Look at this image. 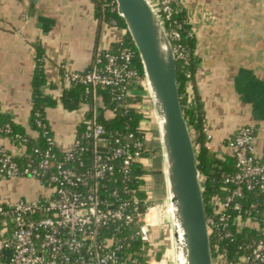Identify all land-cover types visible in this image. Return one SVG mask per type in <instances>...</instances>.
I'll use <instances>...</instances> for the list:
<instances>
[{
	"label": "trees",
	"instance_id": "trees-1",
	"mask_svg": "<svg viewBox=\"0 0 264 264\" xmlns=\"http://www.w3.org/2000/svg\"><path fill=\"white\" fill-rule=\"evenodd\" d=\"M94 17L100 31L101 27H112L123 31L122 36L111 43L107 49L96 48L91 64L83 73H103L106 56L116 58L119 68L123 69L124 80L116 85L69 83L57 99L42 92L46 86L41 68L33 71L31 84V110L29 113V128L35 133L28 136L26 130L9 116L0 114V137L14 142L23 149L19 156H13L8 151L10 161L14 162L21 178L25 169L38 168L45 154L49 157L48 168L38 170L44 187L49 190L54 184L49 182L56 175V165L61 169L70 170L85 182V185L64 184L68 192L87 194L93 192L100 200L101 207L116 208L123 204L132 219L128 223H114L98 229V241H110V248L118 254L117 264H147L156 255L148 242L142 241L136 234L137 217L159 200L160 189L157 187L163 177L160 162V145L154 133L146 137L142 122H152L150 103L143 86V71L140 60L125 32L122 20L115 12L113 0H90ZM171 14L162 23L165 32H176L178 40L172 41L174 48H179L180 57L175 54L176 82L183 117L187 123L195 151L196 167L201 179V189L206 211V219L212 220L209 225V242L213 264H264L251 260L240 262V258L249 257L253 245L262 239L264 229V198L257 190L246 191L241 186L240 197H234L229 207L228 220L221 223L215 214V201H223L228 192L223 191V176L235 173L233 158L224 155L216 158L206 148V132L204 112L196 89V73L198 58L194 50L196 39L188 23L184 9L178 0L171 2ZM121 53H128L127 62L120 59ZM63 79V75L61 74ZM49 89H52L50 86ZM59 102L66 112H74L79 107H85L84 120L77 126L74 145L61 150L54 142L52 131L46 119V109L54 108ZM104 111L105 114H101ZM108 114V115H107ZM95 125L101 127L104 136L100 142L92 137L91 130ZM50 140L51 142H49ZM119 151L116 156L114 153ZM126 153H138L137 159L127 166L123 165ZM105 163L111 167L102 179L93 177L96 165ZM5 175L0 174V181ZM29 179V178H28ZM10 180V179H9ZM154 187L146 188L147 182ZM148 189V190H147ZM235 186H227L232 192ZM91 190V191H90ZM50 197H55L50 193ZM25 201V200H22ZM236 203L240 211H233ZM46 205V198L36 200V209ZM6 212L0 215V229L5 236H10L15 230L12 223V206L0 202ZM44 216L42 210L24 216L25 221H36ZM235 218L241 221L249 220L250 224L237 229ZM228 234V235H226Z\"/></svg>",
	"mask_w": 264,
	"mask_h": 264
},
{
	"label": "crops",
	"instance_id": "crops-1",
	"mask_svg": "<svg viewBox=\"0 0 264 264\" xmlns=\"http://www.w3.org/2000/svg\"><path fill=\"white\" fill-rule=\"evenodd\" d=\"M178 1L196 39V89L210 152L216 158L223 157L226 139L239 128L264 126V0ZM123 33L112 27L99 31L90 0H0V114L9 116L34 137L28 123L33 71L42 69L46 83L42 92L58 101L67 87L61 67L85 71L96 48L107 49ZM85 113V107L66 112L59 102L46 109L59 149L73 145ZM141 127L147 138L152 132L158 139L155 125L154 130L149 122H142ZM261 141L258 138L255 142L259 151ZM0 146L16 157L23 153L13 141L1 137ZM160 167L162 171V158ZM157 187L159 199L164 200V176ZM50 192L28 178L0 181V202L9 206L18 200L47 198ZM3 232L1 228L0 234ZM154 232L153 253L162 250V254L152 259L165 260L169 257L171 231L163 225ZM9 259L10 251L0 254V264H9Z\"/></svg>",
	"mask_w": 264,
	"mask_h": 264
},
{
	"label": "built area",
	"instance_id": "built-area-1",
	"mask_svg": "<svg viewBox=\"0 0 264 264\" xmlns=\"http://www.w3.org/2000/svg\"><path fill=\"white\" fill-rule=\"evenodd\" d=\"M148 2L161 24L169 19L172 0H148ZM166 34L171 46L172 41L179 38L176 32H166ZM172 51L174 56L176 54L177 57H180L178 47L172 46ZM129 58L128 53L120 55V59L124 62H127ZM61 71L63 82L66 85L69 83L116 85L122 82L125 77L123 69L118 67L116 58L113 56H106L103 73H83L66 70L63 67H61ZM143 86L145 88L144 80ZM151 114L154 119L153 112ZM91 131L89 135L100 142L104 136L101 127L95 125ZM258 138L262 140L260 151L256 149L255 145ZM206 140V148L210 150V137L207 132ZM224 149L225 155L233 158L235 173L223 176L222 190L228 194L223 201H215L217 205L215 214L218 215V220L221 223L228 220L229 207L235 196L240 197L241 186L246 191L257 190L264 198V126L239 128L226 139ZM119 153L116 151L114 155L117 156ZM137 156L138 153L132 155L126 153L123 165L127 166L131 161L136 160ZM48 157L49 155L46 153L45 159L39 163L37 169H25L22 175L31 179L36 185L44 187L38 170H45L49 167ZM55 169L56 175L49 178V182L55 185L50 190V193H54L55 197L49 195L46 198V205L42 209H36V201L18 200L12 205V223L15 230L9 237L0 234V254L5 250L10 251L9 264H117L116 250L110 248V241H98V229L114 223H128L132 219L135 209L129 213L123 204L114 209L108 206L104 208L101 207L100 200L93 192L83 195L65 191L62 188L64 184L85 185V182L72 171L61 169L59 164L55 166ZM108 171H111L110 166L105 163L98 164L93 177L102 179ZM0 174H4L3 179L7 180L21 178L15 163L10 161L6 149L2 146H0ZM201 179L203 178L199 175L200 182ZM230 185L236 187L232 192L227 190V186ZM36 210H42L44 216L36 221L24 220L25 215L34 214ZM232 210L240 211V206L234 203ZM5 213L0 206V215ZM135 215L138 224L135 234L142 241L152 244L153 229L165 224L164 221L168 218V213L154 203L145 210L143 215ZM234 220L237 229L251 222L249 220L241 221L239 218ZM212 224V220H207L208 231L209 225ZM261 233L263 237L253 245L250 256L240 258V262L247 260L264 262V229ZM152 263L162 264L163 261L157 262L155 259H151L147 264Z\"/></svg>",
	"mask_w": 264,
	"mask_h": 264
},
{
	"label": "water",
	"instance_id": "water-1",
	"mask_svg": "<svg viewBox=\"0 0 264 264\" xmlns=\"http://www.w3.org/2000/svg\"><path fill=\"white\" fill-rule=\"evenodd\" d=\"M143 71L154 116L171 223L173 264H213L195 151L183 117L171 42L148 0H113ZM105 137V136H103ZM169 208V209H166Z\"/></svg>",
	"mask_w": 264,
	"mask_h": 264
},
{
	"label": "rangeland",
	"instance_id": "rangeland-1",
	"mask_svg": "<svg viewBox=\"0 0 264 264\" xmlns=\"http://www.w3.org/2000/svg\"><path fill=\"white\" fill-rule=\"evenodd\" d=\"M150 112L152 113V109H151V105H150ZM151 125H152V129L154 130V119H153V117H152V122H149ZM147 185H146V188H151L152 189V187H151V182L149 181L148 183H146ZM158 196H160V193H159V195ZM159 198V197H158ZM161 202H162V200H157L156 202H155V205H158V206H161ZM157 209H159V208H157ZM167 211V210H166ZM168 212V211H167ZM160 213V212H159ZM161 214V213H160ZM165 226H167L168 227V229L171 231V223H165L164 224ZM159 228H161V227H163V225H161V226H158ZM158 227H155L153 230L157 233V229H158ZM154 232V233H155ZM170 246L168 247V249H169V253H168V258L167 259H163V258H160V259H157L156 261L158 262V261H160V260H162L163 261V263L162 264H173L172 263V256H171V254H172V242L170 241ZM152 264H156V263H152Z\"/></svg>",
	"mask_w": 264,
	"mask_h": 264
},
{
	"label": "bare ground",
	"instance_id": "bare-ground-1",
	"mask_svg": "<svg viewBox=\"0 0 264 264\" xmlns=\"http://www.w3.org/2000/svg\"><path fill=\"white\" fill-rule=\"evenodd\" d=\"M166 209H169V208H166ZM168 211V210H167Z\"/></svg>",
	"mask_w": 264,
	"mask_h": 264
}]
</instances>
